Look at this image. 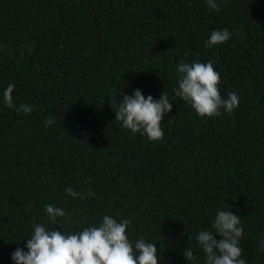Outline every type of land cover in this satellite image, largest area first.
<instances>
[{"label":"trees","instance_id":"obj_1","mask_svg":"<svg viewBox=\"0 0 264 264\" xmlns=\"http://www.w3.org/2000/svg\"><path fill=\"white\" fill-rule=\"evenodd\" d=\"M217 3L0 0V264L27 251L34 224L53 223L48 204L66 214L49 230L130 220L125 234L133 247L154 243L157 264H193L182 255L189 248L205 264L196 235L230 210L243 228L241 258L264 264V0ZM224 28L231 38L205 48ZM209 60L221 96L238 94L230 116L202 118L172 91L178 64ZM8 84L13 108L3 102ZM137 88L172 104L159 141L115 120ZM20 104L31 112L18 113Z\"/></svg>","mask_w":264,"mask_h":264},{"label":"clouds","instance_id":"obj_2","mask_svg":"<svg viewBox=\"0 0 264 264\" xmlns=\"http://www.w3.org/2000/svg\"><path fill=\"white\" fill-rule=\"evenodd\" d=\"M206 3L208 8L220 10L217 0H206ZM231 35L227 28L213 30L204 47L218 46L228 41ZM177 72L178 87L172 91L176 97L191 105L198 116H220L221 110L230 116L238 107L239 97L236 92H228L227 98L221 96L217 87L220 75L214 70L211 60L207 63H180ZM14 87V84H8L3 91V102L8 108L14 107ZM31 110L32 107L28 104L16 107L18 113L28 114ZM171 110L172 104L169 103L167 94H161L158 100L151 95L145 98L141 89L137 88L131 96H122L115 111V120L122 122L125 129L146 135L154 142L163 138L161 123ZM171 120L169 118L168 122L171 123ZM44 123L49 126L55 124V121L46 118ZM65 191L74 198H84V193H78L70 187ZM87 195L94 197L95 193L89 191ZM30 209L31 205L26 211ZM45 212L53 223L33 225L32 234L25 244L27 251L16 248L10 257L13 264H157L158 254L154 243H146L145 239L140 238L133 247L125 234L131 225L130 220L117 222L105 215L99 226L85 227L80 232H65L49 230V225H55L57 217L66 215L65 211L48 204L45 205ZM211 228L214 231L201 230L196 235L197 245L205 256V264H247V260L241 258L243 249L240 247V239L243 228L240 217L230 210H218ZM214 233L221 239L217 240ZM259 250L264 252V239L260 241ZM182 255L186 260L197 264V256L191 248L184 250Z\"/></svg>","mask_w":264,"mask_h":264}]
</instances>
